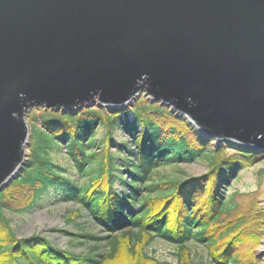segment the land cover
<instances>
[{"label":"water","instance_id":"1","mask_svg":"<svg viewBox=\"0 0 264 264\" xmlns=\"http://www.w3.org/2000/svg\"><path fill=\"white\" fill-rule=\"evenodd\" d=\"M141 94L264 150V0H0V190L25 164L32 109Z\"/></svg>","mask_w":264,"mask_h":264},{"label":"trees","instance_id":"2","mask_svg":"<svg viewBox=\"0 0 264 264\" xmlns=\"http://www.w3.org/2000/svg\"><path fill=\"white\" fill-rule=\"evenodd\" d=\"M91 107L35 109L38 114L27 116L30 139L25 164L0 190V264H171L147 252L156 239L179 249L176 264H199L187 247L190 241L206 247L211 264L261 262L255 253L264 232L260 191L234 192L229 197L226 193L264 150L217 142L184 116L147 100L126 110ZM99 126L107 130L100 143L95 140ZM117 127L131 138L128 144L111 137ZM132 143L135 149L129 150ZM96 144L103 146V152L90 153ZM62 145L74 170L89 177L85 186H75L52 161L51 153ZM110 146L115 156L107 151ZM195 161L206 162L207 173L153 180L161 167ZM117 181L125 192L114 188ZM55 188L65 193L66 201L79 205L68 224L85 211L102 236L61 228L50 232L81 245L92 244L86 254L57 248L38 234L19 238L6 216L31 211Z\"/></svg>","mask_w":264,"mask_h":264},{"label":"rangeland","instance_id":"3","mask_svg":"<svg viewBox=\"0 0 264 264\" xmlns=\"http://www.w3.org/2000/svg\"><path fill=\"white\" fill-rule=\"evenodd\" d=\"M143 102H146L144 96L135 99L133 104H140ZM93 106L94 105H92V107ZM35 109H32L28 115L31 114L30 116L32 117L35 114H38ZM126 109L128 108H125V110ZM101 126L98 128L96 140H102L107 133L106 128H102ZM111 137L126 144L130 142V139L122 133L113 132ZM107 151L114 156L116 155L111 147H109ZM101 152L95 151L96 154ZM257 157L259 158L257 163L242 170L239 176L231 182V186L228 189L226 196L229 197L234 192L252 193L259 190L261 193L259 206L264 209V152H261ZM51 159L65 170L64 177L68 178L75 186L83 187L87 184L89 177L81 176L74 170L71 162H68L64 148L51 153ZM205 173H207V163L204 161H195L191 164L181 163L173 166L161 167L154 171L153 180L161 182L172 178L186 179L189 176H202ZM117 185H120V181H117L116 186ZM120 189L123 191L125 188L124 186H121ZM64 195L65 193L61 189H49L37 203L36 207L31 211L22 215L6 214V216L11 221V226L19 238H26L38 234L46 237L57 248L71 250L76 254H86L91 248H93L92 244L81 245L80 243L69 241L65 236L50 232L53 228H61L70 232H87L88 234L92 233L102 236L99 233V229L96 228L90 222V219L86 217L85 211L82 212V217H80V219L78 218L73 223L68 224V219L71 218L75 210L79 209V205L72 201H66ZM187 247L191 252V257L194 262L199 264H211L205 246L190 241L188 242ZM147 252L159 262L176 264V254L179 252V249L174 245H169L156 239L147 248ZM255 253L261 258L259 264H264V232Z\"/></svg>","mask_w":264,"mask_h":264},{"label":"built area","instance_id":"4","mask_svg":"<svg viewBox=\"0 0 264 264\" xmlns=\"http://www.w3.org/2000/svg\"><path fill=\"white\" fill-rule=\"evenodd\" d=\"M118 127H119V126H118ZM118 127L116 128V130H115L114 132L122 133V134H124L126 137H128V135H127L125 132L121 131ZM128 139H130V138L128 137ZM114 140H116L117 142H119V141H118L117 139H115V138H114ZM129 148H130V149H134L133 144H129ZM94 150H95V151H99V148H98V149L95 148Z\"/></svg>","mask_w":264,"mask_h":264}]
</instances>
